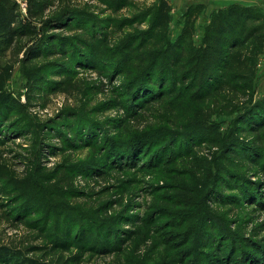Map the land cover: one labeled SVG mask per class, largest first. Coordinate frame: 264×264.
<instances>
[{
    "label": "trees",
    "instance_id": "obj_1",
    "mask_svg": "<svg viewBox=\"0 0 264 264\" xmlns=\"http://www.w3.org/2000/svg\"><path fill=\"white\" fill-rule=\"evenodd\" d=\"M75 8L65 0H27L23 12L16 0H0V145L35 128L28 102L37 93L42 97L74 90L73 75L81 73L77 93L96 98L104 92L107 97L88 111L69 107L40 123L47 128L39 143L42 150L67 153L90 148L96 158H102L103 167L112 169L135 164L143 170L165 172L163 165H174L173 171L183 178L181 183L156 187L178 196H161L169 209L178 204L187 210L191 205L186 197L203 198L208 191L217 201L223 189L232 191L233 199L258 200L259 183L248 177L264 175V98H254L253 83L257 58L264 50V22L255 10L238 3L216 10L197 42L190 22L175 40L170 37L168 0H157L152 7L133 5L131 17L120 22L106 17L99 25L96 15ZM24 40L28 45L21 62L27 103L7 88ZM89 71L107 82H86L84 75ZM110 110L119 116L109 119L104 131L105 122L93 115ZM139 116L143 117L140 123L148 124L144 131L131 128ZM207 148L219 150V156L210 161ZM143 155L151 162L140 161ZM65 160L51 172L36 169L27 189L24 180L9 174L0 154V199H5L0 203L4 208L0 217L27 230L19 244L0 242V264H77L88 252L123 253L129 238L122 229L125 224L135 226L132 238L138 235L153 240L158 250L164 247L167 260L162 264H232L236 245L222 248L216 227L194 226L192 212L164 211L159 205L147 216L129 215L133 209L125 203L130 190L127 182L117 186L118 198H104L108 189L90 192L75 186L77 177L96 180L103 169L76 170L71 156ZM214 162L217 167L211 182L208 163ZM45 192L59 201L45 198L41 202ZM115 208L121 212L116 214ZM64 209L73 211L75 217L69 219ZM176 215L181 219H175ZM155 228L169 230L154 236L151 230ZM177 229L186 233L184 238L177 240ZM203 232L210 237L204 248L212 252L198 253L203 259L187 262L185 258L197 252L195 244ZM180 248L183 255L179 258L175 251ZM258 254L253 249L242 251L240 264H264Z\"/></svg>",
    "mask_w": 264,
    "mask_h": 264
},
{
    "label": "rangeland",
    "instance_id": "obj_2",
    "mask_svg": "<svg viewBox=\"0 0 264 264\" xmlns=\"http://www.w3.org/2000/svg\"><path fill=\"white\" fill-rule=\"evenodd\" d=\"M168 1L172 7L169 31L170 37L173 40L179 36L185 23L190 22L195 26L194 39L199 42L203 35L204 27L209 24L212 14L216 10L228 7L234 3L252 7V9L255 10V13L261 17V21L264 22V0ZM156 2L157 0H65V3H70V6L76 7L75 9L77 10H83L88 15H96L97 17L95 20L98 22V25L99 23H102L101 21L106 17H111L114 20H118V22L123 18L131 17L134 14L133 5L152 7ZM121 3H124V5L119 6ZM148 23L149 20H147V24ZM112 24H114V22H112ZM27 45L28 43L26 40L22 41L21 46H24V48L19 57L20 60L14 69L12 78L7 84L8 90L23 103L28 102V88L22 72L21 60L24 57V50ZM76 75L77 74L73 75L71 81L73 88H76L75 85L78 78L83 77L81 73L77 76ZM84 76L88 83L93 81H98L99 83L107 82L105 78L98 76L92 71L87 72ZM53 79L56 80L58 78L56 77ZM253 80L254 98H264V50L257 58L256 72ZM75 88L74 90L72 89L65 92H49L42 97L40 96V93H37L35 98H32L31 102H28V112L35 128L29 129V134L15 136L7 143L0 145V154L3 157L5 164L8 166L9 174L16 175L18 179L24 180L27 189H29V181L32 176L35 175L36 169L42 168L51 172L53 167H56L61 163H66L65 159H67L68 156H71L72 163L75 165L74 169L76 170L80 167V169H93L94 167H96L95 169L97 170L103 169L98 173V175L101 176H98L99 178L97 177L96 180L91 178L86 180L84 177H77L75 180V186L78 188H85V190L90 192H101L108 189V193L105 192L103 197L116 199L121 195V191L117 190V186L120 187V185H123L126 182V184L130 185V190L126 194L125 200L126 205L131 206L133 209L130 211L129 215L140 213L141 216H147L152 212L153 207H159V205L164 207L165 205L162 203L164 202V199L161 198V196H173L178 198V196H175L168 191V189L162 191L156 189V187L163 185L164 183H181L183 178L179 177V174H177L179 173L178 171H173L172 167L174 165L169 167L163 165L162 168L165 172H159V169L157 168H147L143 170L141 167H135V164H130L129 166H126L125 169H112L110 166L107 168L103 167L102 158H96V153L90 148H82L78 151L67 153L58 149L51 150V148H44V150H42L40 148L39 143L43 140L45 132H47V128H44L40 123L47 121L49 118L56 117L60 111L69 107H75L78 110L84 108L85 111H88L93 109L97 103H100L107 97L104 92L97 93L96 98H93V95L91 94L84 96L81 93H77V89ZM118 116L119 113L113 110L104 114L99 113L93 115V117L105 122L102 129L104 131L107 129L109 119ZM74 118L71 117V121ZM140 120L143 121L142 116H139L135 123H131V128L134 129L136 126L144 131L145 126L148 124H142V122H139ZM108 134L112 135L113 132ZM56 140L57 139L54 138L51 141L55 142ZM216 150L217 149H206V154L210 161H213V159L219 156L220 152L219 150ZM202 154L206 155L203 152ZM144 159L147 162H151V160H146L144 155L141 156L140 161ZM184 161L187 162V159H184ZM216 167L217 162H214L213 164L208 163V169L211 171V176L209 178L211 182L215 180L214 173ZM44 170L38 176H41L44 173ZM62 171L61 174H63ZM248 177L254 183H259L258 192L261 191V193L259 194L258 200L244 202L241 201L240 198L233 199L231 196L232 191L223 189L224 193L217 201L214 200L213 195L208 191L207 195H203V198H205L203 204L200 203L203 202L202 196L196 194L186 197L187 203L191 205L187 210H184V207H180L178 204L175 208L169 209L164 207L163 209L164 211L175 209L179 211V213L183 210L192 212L193 214L190 215L193 218L190 220L194 223V226H199L200 228H204V226H208L209 228L216 227L215 232L219 233L217 238L224 244L221 246L222 248H231L232 245H236L237 247L236 255H232L230 258L232 264H240L242 260V251H249L250 249H253V251L258 250L261 257L264 258V175L255 176L248 174ZM28 192L33 193L32 191ZM45 198L48 200L53 199L47 192L40 197L41 202H43L42 200H45ZM65 199L69 200L70 198L65 197ZM4 201V198L0 199V203H3ZM55 201H59V199H56ZM195 203H200V206L195 207ZM36 205L38 204H32L33 207H36ZM3 209L4 208L0 207V211ZM64 212L67 213L69 219L75 217L73 211L64 209ZM114 212L117 214L121 212V209L115 208ZM209 213L210 219H207ZM171 217L172 216H170V218ZM174 218L180 220L181 216L176 215ZM224 219L227 223H224ZM204 220L207 224H202V222H205ZM122 229L126 231L125 233H128L129 236L124 246L125 251L123 253L88 252L79 258L77 264H162V261L167 260L162 251L164 248L162 245L158 250L154 248L153 240H148L147 238L144 239L138 235L132 238L131 234L133 233L135 226L133 227L125 224L122 226ZM207 229L204 231L207 232ZM158 230V228H155L151 230V232L154 236L166 235L164 233L169 229H164L161 232ZM175 232L179 235L177 240L184 238L183 235H186V233L180 229L175 230ZM26 235L27 230L24 225H20L16 228L7 220L0 217V242H14L19 244L20 240ZM208 241H210V237L207 238V235L203 232L199 237L198 243L195 244L197 252L191 254L185 258V260L187 262L192 261L194 258H201V256H204V253L212 252L211 248H204ZM185 247L187 248L191 246ZM183 248L175 251L178 253L179 258L183 255L181 252ZM233 251L234 249L232 252ZM198 253H200L201 256H199ZM243 261L245 263V258Z\"/></svg>",
    "mask_w": 264,
    "mask_h": 264
},
{
    "label": "built area",
    "instance_id": "obj_3",
    "mask_svg": "<svg viewBox=\"0 0 264 264\" xmlns=\"http://www.w3.org/2000/svg\"><path fill=\"white\" fill-rule=\"evenodd\" d=\"M16 1L19 3L22 11L26 12L27 11V0H16Z\"/></svg>",
    "mask_w": 264,
    "mask_h": 264
}]
</instances>
